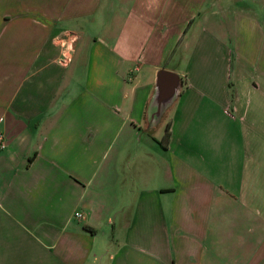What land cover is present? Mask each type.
Here are the masks:
<instances>
[{
  "label": "crops",
  "instance_id": "1",
  "mask_svg": "<svg viewBox=\"0 0 264 264\" xmlns=\"http://www.w3.org/2000/svg\"><path fill=\"white\" fill-rule=\"evenodd\" d=\"M234 1L0 0V264H264V0Z\"/></svg>",
  "mask_w": 264,
  "mask_h": 264
},
{
  "label": "water",
  "instance_id": "2",
  "mask_svg": "<svg viewBox=\"0 0 264 264\" xmlns=\"http://www.w3.org/2000/svg\"><path fill=\"white\" fill-rule=\"evenodd\" d=\"M180 90L178 77L163 70H156L153 81V91L147 112L150 119L156 121L164 109L176 98Z\"/></svg>",
  "mask_w": 264,
  "mask_h": 264
},
{
  "label": "rangeland",
  "instance_id": "3",
  "mask_svg": "<svg viewBox=\"0 0 264 264\" xmlns=\"http://www.w3.org/2000/svg\"><path fill=\"white\" fill-rule=\"evenodd\" d=\"M216 1H222V0H216ZM237 6H240L239 0H235L232 4V7H237ZM222 7L223 6L218 7L217 5H215L213 10H211V12L208 13L210 8L208 10L207 9L208 5L202 4L200 6V9L198 10V12H196L193 15V17L195 18L197 13L199 14V16L202 15V13H204V15L206 14L207 15L206 19H208V21L203 24V27H206L207 30H210V31L215 32L217 34H221L223 31L222 30V26H223V20H222L223 19V10H222ZM212 22L214 23V26L212 25ZM194 29H195V27H194ZM197 29L200 30V27ZM164 65L166 66V68H169V69H171L172 67H174V69H177V70L180 69V68H177L178 67L177 62H174L171 60L166 61ZM149 132L154 133V131H150V130H149Z\"/></svg>",
  "mask_w": 264,
  "mask_h": 264
},
{
  "label": "built area",
  "instance_id": "4",
  "mask_svg": "<svg viewBox=\"0 0 264 264\" xmlns=\"http://www.w3.org/2000/svg\"><path fill=\"white\" fill-rule=\"evenodd\" d=\"M68 61H69V59H68L67 57L65 58V57L63 56V60L60 61V63H61V64H65V63H67ZM74 217L80 219V218L82 217V215H81L80 213H78V212H75V213H74Z\"/></svg>",
  "mask_w": 264,
  "mask_h": 264
},
{
  "label": "trees",
  "instance_id": "5",
  "mask_svg": "<svg viewBox=\"0 0 264 264\" xmlns=\"http://www.w3.org/2000/svg\"><path fill=\"white\" fill-rule=\"evenodd\" d=\"M167 133L164 135V138L166 137Z\"/></svg>",
  "mask_w": 264,
  "mask_h": 264
}]
</instances>
